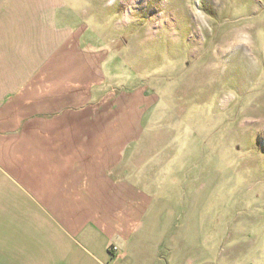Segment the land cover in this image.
<instances>
[{
  "label": "rangeland",
  "instance_id": "374dc122",
  "mask_svg": "<svg viewBox=\"0 0 264 264\" xmlns=\"http://www.w3.org/2000/svg\"><path fill=\"white\" fill-rule=\"evenodd\" d=\"M249 23L255 61L228 47ZM12 26H26L12 70L37 73L48 54L74 94L97 93L98 123L127 120L112 133L139 136L122 144L128 167L144 169L145 188L187 201L178 215L202 216L223 264H264V0H12Z\"/></svg>",
  "mask_w": 264,
  "mask_h": 264
},
{
  "label": "crops",
  "instance_id": "0c3cea01",
  "mask_svg": "<svg viewBox=\"0 0 264 264\" xmlns=\"http://www.w3.org/2000/svg\"><path fill=\"white\" fill-rule=\"evenodd\" d=\"M25 27L0 0V264H223L202 216L178 215L187 201L145 188L144 169L128 167L122 144L139 136L112 133L127 120L98 123L97 93L74 94L48 54L37 73L12 70L24 62L12 45Z\"/></svg>",
  "mask_w": 264,
  "mask_h": 264
},
{
  "label": "clouds",
  "instance_id": "9594fccd",
  "mask_svg": "<svg viewBox=\"0 0 264 264\" xmlns=\"http://www.w3.org/2000/svg\"><path fill=\"white\" fill-rule=\"evenodd\" d=\"M198 2V0H197ZM188 7L190 9L191 14L199 21L197 27L199 30H203L204 28H209L211 24L213 23L212 17L207 15L204 11L200 10L195 4L189 3ZM252 25L246 24L243 26L236 27L233 32V39L229 43V48L232 45H244L247 46L250 50L247 53L248 56L252 57L255 61L256 57L254 56L253 52L251 51L252 44H251V36L250 34L245 31V28H251ZM228 49L226 48L225 51Z\"/></svg>",
  "mask_w": 264,
  "mask_h": 264
},
{
  "label": "built area",
  "instance_id": "2783aa9c",
  "mask_svg": "<svg viewBox=\"0 0 264 264\" xmlns=\"http://www.w3.org/2000/svg\"><path fill=\"white\" fill-rule=\"evenodd\" d=\"M117 251H118V248L116 246L110 247V252L114 253V252H117Z\"/></svg>",
  "mask_w": 264,
  "mask_h": 264
}]
</instances>
